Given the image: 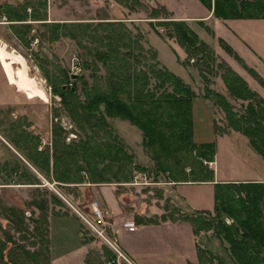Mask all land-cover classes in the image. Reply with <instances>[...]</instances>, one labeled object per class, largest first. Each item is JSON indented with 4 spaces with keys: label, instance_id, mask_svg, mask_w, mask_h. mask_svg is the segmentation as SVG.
I'll return each mask as SVG.
<instances>
[{
    "label": "rangeland",
    "instance_id": "1",
    "mask_svg": "<svg viewBox=\"0 0 264 264\" xmlns=\"http://www.w3.org/2000/svg\"><path fill=\"white\" fill-rule=\"evenodd\" d=\"M27 1H31L35 7L45 4V8H41L42 13H46L45 23H64L68 24L70 28L81 25L80 30L82 32L85 31L84 26L86 25L96 26L95 37L101 38L106 33L103 30L105 26L99 23H114L113 29L126 36L124 41L135 48V55L138 54L137 45L131 44V42L137 40L147 57L153 54L155 62L160 67L179 77L194 93L196 116L194 137L196 132L198 134V136L196 134V142H201L203 139L199 135H201V126L204 124L205 127L212 128V130L214 126L222 130L226 128L222 111L213 102L205 99V88L224 96L237 113H243L248 104V102L234 100L229 96L221 80L222 69L219 68L220 66L230 67L246 81L251 91L264 100V88L231 55L225 52L219 42V40H223L243 60L248 69H252L264 80V19L221 21L216 19L212 10H209L207 5L199 0H140L142 8L136 13H130L115 0H0V5L17 6ZM213 1L210 0L211 6H213ZM205 2L207 3V0ZM160 7L166 8L173 20L184 21L198 39L209 47L211 61L208 58L202 60L200 56L189 58L184 49L177 44L175 38L167 35L169 31L158 28L156 20L148 19L150 9ZM27 12L29 13L30 10L28 9ZM120 23L123 28L118 26ZM9 24L0 14V44L8 52L13 50L23 58L26 75L44 91L47 100L38 95L29 97L15 87L4 68L0 55V239L6 240L8 235L12 238V243L7 244L4 252L5 260L9 258L8 250L16 245L28 251L39 249L40 240L37 233L33 232L34 224L32 223L38 219L39 210L30 206V203L32 201H44L48 226L50 220L54 226L51 237L55 243L57 241H69V244L75 240L77 246L82 245L83 251L78 256L84 255L83 264H108L106 260L108 255L114 256L115 264H127L119 259L106 243L87 227L80 216L89 220V204L93 201L100 202L99 204L111 214L105 226V234L110 240H115L110 231L112 220L116 222L120 219L139 217V219H151L152 222H160L163 218L168 220L172 218L174 220L182 219L181 211L170 201L160 184V182L166 181V175L155 172V162L143 145L141 131L120 118L107 120L110 132L116 136L117 143L122 146L123 152L131 158V170L133 165L144 168L148 181L155 183L152 186L131 187L129 186L132 183L131 179L126 183L98 185L102 187L99 194L98 186L85 183L79 186L88 185L97 188H89L90 191L81 192H78L80 187L72 188L68 191L70 194L64 195L63 193L66 194V191H60L52 177L46 178L41 171L34 168L27 157V153L32 151L34 147L38 153L47 151L51 155L52 129L55 124L69 133L66 139L67 143L76 139V136L72 134L73 132L70 133V131H74L72 123L62 112L59 100L52 95L51 85H61L67 75L69 82L74 83L76 93L81 95L83 84L90 85L92 82L90 68L87 64H94L98 68L100 76H104L106 73L105 67L100 61H95L93 55L95 50L105 48V42H99V38L94 39V41L90 38H79L80 44H77L76 41L62 35L58 41L50 44L42 39L44 28L41 26V22L36 21L29 22L31 31L26 37L28 42L26 45L20 43L12 35ZM97 25L101 26L98 27ZM153 28L157 29L160 36L154 32ZM75 29L72 28V30ZM121 51L123 50L121 49ZM150 63V61L143 62L141 60V65L138 66L146 68ZM18 67V65H14V68ZM151 83L153 85V82ZM55 109L58 111L57 114L54 112ZM205 117H209V121H206ZM232 133L238 138L236 140L239 146L242 141H245L246 149L262 159L249 146L248 140L237 132L227 129L226 133L217 134L215 137L230 136ZM9 145L12 146L11 149L8 147ZM241 154L243 155V153ZM225 159L221 156L219 158L220 179L236 178L243 175L241 172L239 173L242 169L241 165H227L224 163ZM23 160L32 167L33 171L25 167ZM180 161L182 165L176 170L184 171L186 175L189 171L198 170L197 162L193 157H185ZM202 162L206 164L205 161ZM49 163H52L51 158ZM208 164L211 165L208 167L214 176L216 170L215 155L213 161ZM137 173L134 171L132 178ZM33 177L41 189L23 187L25 182L29 183V179ZM55 192L63 194L64 199L77 212L76 216L73 215V209L63 204ZM190 193L196 196L188 199L190 202L193 204L200 202L196 203L199 204V208L212 212L214 201L213 198L208 197L205 188H193ZM116 195L118 197L124 196V200H116ZM7 207L19 209L23 213L27 228L24 233L14 231L12 225L4 218V209ZM262 211L264 218V203ZM56 213H59L60 219L54 216ZM67 213L73 219L68 218ZM224 222L226 225L232 223L228 218H225ZM58 223L61 225H56ZM56 227L59 228L56 230ZM197 238L199 248L202 251L210 253L222 264H235L228 252L227 244L216 238L213 232H200ZM48 245L50 250L49 233ZM12 253L10 254L12 255ZM13 256L16 257L15 260L18 264L26 261L19 251H15ZM26 258L28 259L26 264H30L32 259ZM40 260L42 264H51L50 253L49 256L46 254L41 256ZM81 262L76 261L73 264H81Z\"/></svg>",
    "mask_w": 264,
    "mask_h": 264
},
{
    "label": "trees",
    "instance_id": "2",
    "mask_svg": "<svg viewBox=\"0 0 264 264\" xmlns=\"http://www.w3.org/2000/svg\"><path fill=\"white\" fill-rule=\"evenodd\" d=\"M115 1L130 13H136L142 8L140 0ZM199 1L206 4L208 9L212 10L213 16L221 21L264 19V0H214L213 6L210 0H207V3L206 0ZM41 8L44 9L45 4L35 7L31 1L17 6L3 4L0 5V14L10 23L9 30L12 35L26 45V37L31 31L29 22L36 21L41 22L44 28L42 39L50 44L58 41L62 35L77 44H80L79 38H90L93 41L99 38V42H105V48L95 50L93 55L95 61H100L105 67L106 73L100 76L94 64H87L92 82L90 85L83 84L81 95L76 93L74 83L69 82L67 75L61 85H51L52 95L59 100L62 112L72 123L74 131L70 133L73 132L76 139L67 143L69 133L55 124L52 129L51 155L47 151L38 153L35 147L27 153L34 168L41 171L46 178L51 176L57 188L66 191L64 195L70 194L69 190L85 183L98 186L129 182L134 171L144 173L146 170L136 165H133L131 170L130 156L123 152L116 136L110 132L107 120L120 118L141 131L143 145L155 162V172L166 175L167 182H212L213 172L208 163L214 159L216 146L213 140L195 141V95L190 88L179 77L160 67L153 54L147 57L137 40L131 42L137 45L138 54L135 55V48L124 41L126 36L113 29L114 23H99L105 26L103 30L106 33L101 38L95 37L96 26L86 25L85 31L82 32L81 25L70 28L64 23H45L46 13L43 14ZM148 19L156 20L158 28L169 31L167 35L175 38L189 58L200 56L202 60L208 58L211 61L209 47L198 39L184 21L173 20L166 8L150 9ZM118 26L123 28L121 23ZM153 30L160 36L157 29ZM219 42L225 52L264 88V80L252 69H248L243 60L223 40ZM141 60L151 63L142 68L138 66ZM219 68L222 69L221 80L229 96L248 104L243 113H237L224 96L205 88V99L213 102L222 111L226 122V128L223 130L217 126L213 127L214 137L226 133L227 129L237 132L244 136L252 150L264 159V100L251 91L246 81L230 67L223 65ZM28 81L29 87L47 100L34 80L28 77ZM54 112L57 114L58 111L55 109ZM190 156L196 160L198 170L189 171L188 175L184 171L176 170L182 165L180 160ZM36 182L33 177L29 179L28 184L36 185ZM213 189L212 212L196 211L188 216L182 214L180 220L172 218L170 221L189 223L196 237L200 232H213L216 238L227 244L235 264H264V183H217ZM30 206L39 210L38 219L32 221L33 232L37 233L40 240L39 249L28 251L16 245L8 250L9 258L5 260L6 246L12 243V238L8 235L6 240L0 239V264H18L13 256L15 251H19L26 260L20 264L27 263L26 257L32 259L30 264H42L41 256H49L46 203L32 201ZM4 216L17 233L27 230L23 213L19 209L7 207L4 209ZM225 218L232 223L226 225ZM161 220L166 222L168 219ZM135 222L139 225L158 223L139 217H135ZM197 253L203 264H222L216 257L199 247ZM106 260L108 263H115L114 256L108 255Z\"/></svg>",
    "mask_w": 264,
    "mask_h": 264
},
{
    "label": "crops",
    "instance_id": "3",
    "mask_svg": "<svg viewBox=\"0 0 264 264\" xmlns=\"http://www.w3.org/2000/svg\"><path fill=\"white\" fill-rule=\"evenodd\" d=\"M195 116V105L193 107V121L194 126L196 122ZM209 117H205L206 121H209ZM211 120V119H210ZM201 126V135L199 137L202 139L201 142H210L214 141L216 146L215 154V167L213 181L200 183V182H181V183H168L160 182L163 190L166 192L167 197L170 201L176 206L177 209L181 211L184 215H191L196 211H207L199 208L200 202H195L193 204L188 199H192L194 194L190 192L193 188H205L207 195L210 199L213 198L212 189L217 183H264V160L260 159L254 155L250 150L246 149L247 145L245 141H242V144L237 142L238 139L235 134L230 136H218L214 137L213 130L208 129L207 127ZM195 133V127H194ZM197 134V132H196ZM195 134V138H196ZM234 135V136H233ZM198 136V134H197ZM233 137V138H232ZM10 149V145L8 146ZM15 149V148H13ZM12 149V150H13ZM243 153V155L241 154ZM18 156H20L17 153ZM226 158L224 163L227 165L235 164L241 165L242 176L236 178H219V158ZM223 156V157H222ZM248 158L247 160H244ZM26 168H30L33 171L32 167L23 160ZM240 167V168H241ZM245 170V171H244ZM30 171V172H31ZM23 187L25 188H35L41 189V186L29 185L28 182H25ZM47 183V182H46ZM17 186V185H16ZM85 186V187H84ZM22 187V186H21ZM80 187V188H79ZM43 188V187H42ZM79 188L78 192L81 191H90V189H96V186H77ZM87 188V189H86ZM90 188V189H89ZM99 190L102 188L98 186ZM58 191V190H57ZM58 196V199L61 200L63 204H66L68 207L73 209V215L76 216L77 212L74 210L72 205L67 202L63 194L55 192ZM116 200H124V196L118 197L116 195ZM100 203V202H99ZM101 205V204H100ZM102 208H105L101 205ZM59 213H56L54 216L60 219ZM68 214V213H67ZM69 215V214H68ZM140 216V215H139ZM68 217V216H67ZM70 219H73L69 215ZM149 218V217H147ZM134 218H125L112 223V227L115 228V242L121 252L124 254L126 259L130 264H203L200 262L197 253L198 238L194 236L192 227L189 223L184 221H170L158 222L156 224H137ZM75 223V222H74ZM125 224H133V228L125 227ZM56 225H61L58 223ZM73 225V223H72ZM74 227V225H73ZM59 228V227H58ZM55 228L56 230L58 229ZM62 228V227H61ZM76 228V227H75ZM54 226L52 220L49 222V239H50V263L51 264H73V262L82 260L83 264L84 255L78 256L80 252L83 251L81 248L82 245L77 246L75 240L71 241H57L56 243L52 240V233ZM73 230V229H72ZM75 233L77 231L74 230ZM79 263V262H78Z\"/></svg>",
    "mask_w": 264,
    "mask_h": 264
},
{
    "label": "built area",
    "instance_id": "4",
    "mask_svg": "<svg viewBox=\"0 0 264 264\" xmlns=\"http://www.w3.org/2000/svg\"><path fill=\"white\" fill-rule=\"evenodd\" d=\"M209 165V164H208ZM211 166V165H209ZM148 176L146 173H137L132 178V183H130L129 186L131 187H142V186H152L155 183H150L148 181ZM89 210H90V219H86L83 216H80V218L83 220V222L87 225V227L95 233L100 239H102L106 245L113 251L116 256L126 262L127 264H130V262L126 259L124 254L121 252L119 247L117 246L115 240L111 239L106 236L105 234V226L107 225V220L109 219L110 215L105 208H102L98 201H93L89 204ZM125 227L133 228V224H125ZM110 231L115 234V228L111 227ZM108 264H115L113 262H109Z\"/></svg>",
    "mask_w": 264,
    "mask_h": 264
},
{
    "label": "bare ground",
    "instance_id": "5",
    "mask_svg": "<svg viewBox=\"0 0 264 264\" xmlns=\"http://www.w3.org/2000/svg\"><path fill=\"white\" fill-rule=\"evenodd\" d=\"M0 55L3 61L4 68L7 71L9 77L11 78L14 86L17 87L20 91L24 92L29 97L37 96L36 92H34V90L28 86L29 81H28V76L26 75V68L24 65L23 58L17 53H15L13 50L8 52L6 48L1 44H0ZM14 65L19 66L18 68H13L15 71L12 70V66L14 67ZM37 88L43 94H45L40 87L37 86Z\"/></svg>",
    "mask_w": 264,
    "mask_h": 264
}]
</instances>
